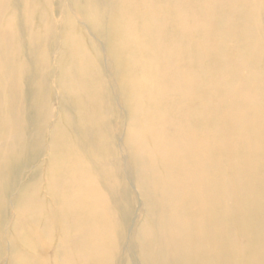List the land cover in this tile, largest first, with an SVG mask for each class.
I'll use <instances>...</instances> for the list:
<instances>
[{
    "label": "bare ground",
    "instance_id": "1",
    "mask_svg": "<svg viewBox=\"0 0 264 264\" xmlns=\"http://www.w3.org/2000/svg\"><path fill=\"white\" fill-rule=\"evenodd\" d=\"M49 6L0 0V264H264V0Z\"/></svg>",
    "mask_w": 264,
    "mask_h": 264
},
{
    "label": "rangeland",
    "instance_id": "2",
    "mask_svg": "<svg viewBox=\"0 0 264 264\" xmlns=\"http://www.w3.org/2000/svg\"><path fill=\"white\" fill-rule=\"evenodd\" d=\"M67 6L69 7V0H50V12L53 14V18L56 21L57 26L62 25V14L66 11ZM77 12V11H76ZM79 15V14H78ZM77 15V16H78ZM87 23V21H86ZM84 20L79 21L78 27L85 31L86 35L93 41V43L98 44L100 55L104 60V72L106 77L110 80V88H115V76H112V71L110 68V56L108 54L107 44L106 42L95 35L93 30L87 26ZM57 43L59 42V38L55 40ZM59 51V46L56 44L53 46L52 52L55 54ZM55 79V78H53ZM27 91V89H26ZM114 95V93H113ZM116 113L114 118L112 119V127L114 131L115 145L113 147L117 150V157L119 160L120 168L125 169V176L127 178V183L131 191V199L133 201V210L129 218V222L125 225L124 236L130 237L133 234V231L143 222L145 218V201L142 196L141 189L139 188L135 173L133 174V166H135V161L132 158L131 151L128 149L127 140H128V127H127V110L124 106L122 99L119 94L115 93L112 96ZM58 99L57 97H51V107L54 111V116L57 117L59 113L58 110ZM61 115V114H60ZM59 115V116H60ZM27 163H23L20 169H24L25 172L27 170ZM19 169V170H20ZM24 172V173H25ZM26 174V173H25ZM30 176L22 175L20 178L18 176V181L22 182L24 180L29 179ZM18 186V185H16ZM136 264H139L136 261Z\"/></svg>",
    "mask_w": 264,
    "mask_h": 264
}]
</instances>
